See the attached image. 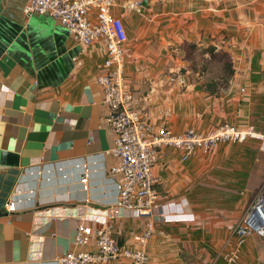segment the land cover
Here are the masks:
<instances>
[{"label":"crops","instance_id":"crops-1","mask_svg":"<svg viewBox=\"0 0 264 264\" xmlns=\"http://www.w3.org/2000/svg\"><path fill=\"white\" fill-rule=\"evenodd\" d=\"M114 1L132 53L126 75L154 126L180 134L229 122L264 135V0H147L142 13ZM25 3L0 0V264H54L74 249L80 225L93 238L82 250L97 252L103 226L122 247L137 249L147 220L107 214L122 177L111 173L114 134L97 82L106 44L76 42L53 17L26 15ZM189 43L230 54L234 75L226 86L207 67L189 74ZM153 172L165 217L149 242L148 264H230L225 255L237 247L233 264H264V240L239 245L235 234L264 185V140L222 142L187 160L163 147ZM20 184L19 210L10 213Z\"/></svg>","mask_w":264,"mask_h":264},{"label":"built area","instance_id":"built-area-1","mask_svg":"<svg viewBox=\"0 0 264 264\" xmlns=\"http://www.w3.org/2000/svg\"><path fill=\"white\" fill-rule=\"evenodd\" d=\"M114 5V0H26L24 5L26 15L39 13L53 17L80 44L105 42L107 57L97 82L107 107L105 121L114 134V146L110 153L117 159V164L111 173L122 177L117 186L116 200L107 214L114 219L126 212L134 218L147 220L144 231L137 237V249L122 247L112 237L111 228L103 226L95 233V253L82 250L91 244L93 238L87 228L80 225L73 241L74 249L54 264H109L119 261L148 264L149 242L156 223L165 217L156 190L159 178L153 172L161 148L179 149L183 152V160H187L197 150L212 151L222 142L264 140V135L251 124L239 126L225 122L208 131L188 128L180 134L165 126H154L149 117L142 115L139 99L126 75L125 63L132 53L125 29L112 12ZM121 7L127 12L137 13H142L145 8L142 0H128ZM165 115L169 117L170 111H166ZM87 182V178L82 180L83 185ZM20 195L21 184L8 203V212L19 210ZM235 234L239 245L250 237L264 240V185L236 225ZM239 256L237 247L227 253L225 259L233 264Z\"/></svg>","mask_w":264,"mask_h":264},{"label":"rangeland","instance_id":"rangeland-1","mask_svg":"<svg viewBox=\"0 0 264 264\" xmlns=\"http://www.w3.org/2000/svg\"><path fill=\"white\" fill-rule=\"evenodd\" d=\"M220 38L222 39V36H220ZM197 45L198 44L192 46V44H190V43L186 45L187 51H186L183 59L188 60L190 66H191L188 68L189 74L192 72V70L190 69L192 67H196L197 70H199L200 72H202V70H204V68L207 67L206 71H208V75L215 74V75L221 76V74L223 73V70H222L223 67L222 66H224V64H225V62H227V60H230V61L232 60L230 54L219 45H214L215 55H211L209 53H203L202 50H204V49L201 50V49L197 48ZM183 70L184 69H180L179 72L185 73L186 69L184 71ZM190 75H192V74H190ZM207 86L211 90L214 87L213 84H211L210 82L207 83ZM223 123H225V122H223ZM215 127L216 126H214L213 128H215ZM192 128H194V127H192ZM211 129H209V130H211Z\"/></svg>","mask_w":264,"mask_h":264},{"label":"trees","instance_id":"trees-1","mask_svg":"<svg viewBox=\"0 0 264 264\" xmlns=\"http://www.w3.org/2000/svg\"><path fill=\"white\" fill-rule=\"evenodd\" d=\"M203 53H209L211 55H215V50L214 48H205L202 50ZM227 56V55H226ZM234 75V69H233V64L230 60H227L225 62L224 67H223V73L221 76V85L222 87L226 86V82ZM227 80L226 82L224 80Z\"/></svg>","mask_w":264,"mask_h":264},{"label":"water","instance_id":"water-1","mask_svg":"<svg viewBox=\"0 0 264 264\" xmlns=\"http://www.w3.org/2000/svg\"><path fill=\"white\" fill-rule=\"evenodd\" d=\"M144 5H147V0L144 1Z\"/></svg>","mask_w":264,"mask_h":264}]
</instances>
